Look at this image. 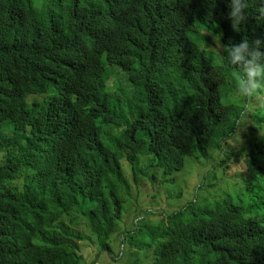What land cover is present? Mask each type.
Returning a JSON list of instances; mask_svg holds the SVG:
<instances>
[{
	"label": "trees",
	"instance_id": "16d2710c",
	"mask_svg": "<svg viewBox=\"0 0 264 264\" xmlns=\"http://www.w3.org/2000/svg\"><path fill=\"white\" fill-rule=\"evenodd\" d=\"M227 12L226 0H0V264H96L64 218L84 219L110 255L122 161L172 173L221 148L238 123L237 71L218 77L190 33L205 31L208 50L207 35H264L254 10L238 31ZM243 159L244 193L142 218L130 238L147 264H264V138Z\"/></svg>",
	"mask_w": 264,
	"mask_h": 264
},
{
	"label": "rangeland",
	"instance_id": "374dc122",
	"mask_svg": "<svg viewBox=\"0 0 264 264\" xmlns=\"http://www.w3.org/2000/svg\"><path fill=\"white\" fill-rule=\"evenodd\" d=\"M203 33L205 31L192 32L190 39L206 49L210 56L211 52L214 53V63L219 65L220 61L217 58L219 55L217 49L214 48L218 41L214 39L215 37L207 35L210 42H213L210 46L211 51L208 50L201 41ZM235 77L237 81L240 79L238 72ZM121 78L118 71L113 70L111 82L119 81L120 88L124 92L122 97L126 98L129 96L130 89ZM230 95L231 101H235L231 103L237 104L239 108L238 123L235 132L222 144L220 149L210 150L205 157L194 155L187 158L183 169L172 173L165 172L151 158L148 164H143L145 161L139 164L142 169L136 171V174L130 171L125 161H120L122 174L118 192L123 198V210L117 233L110 240L112 249L110 255H107L106 251H100L84 219L78 218L72 224L70 217L64 218V223L82 236L78 250L83 251L84 259L90 261L96 258V264H147L153 256L152 253L149 250L144 251L140 241L136 242V239L130 238V234L137 227L143 226L142 218L156 222L161 217L170 215L184 206L191 205V209L204 208L216 200L223 199L227 194L235 196L239 192L246 191L239 175L244 172L243 158L246 144L252 143L256 138L258 140L264 138V133L260 130V126L264 123V95L248 99L239 97L234 92ZM123 109L126 108L123 107ZM232 148L234 155L221 163L226 153ZM260 168L264 172V163ZM118 234L127 236L120 244L115 239Z\"/></svg>",
	"mask_w": 264,
	"mask_h": 264
},
{
	"label": "clouds",
	"instance_id": "9594fccd",
	"mask_svg": "<svg viewBox=\"0 0 264 264\" xmlns=\"http://www.w3.org/2000/svg\"><path fill=\"white\" fill-rule=\"evenodd\" d=\"M214 3V0H213ZM227 16L234 30L241 29L249 14L254 10L258 13L255 19L264 23V0H226ZM217 53L220 57L218 77L230 75L235 69L240 79L233 82L235 95L248 99L264 95V35L249 39L242 38L238 43L221 45L216 42Z\"/></svg>",
	"mask_w": 264,
	"mask_h": 264
}]
</instances>
